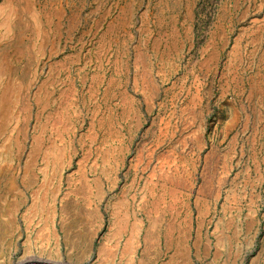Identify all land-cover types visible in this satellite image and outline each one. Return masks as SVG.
Masks as SVG:
<instances>
[{"label":"rangeland","instance_id":"obj_1","mask_svg":"<svg viewBox=\"0 0 264 264\" xmlns=\"http://www.w3.org/2000/svg\"><path fill=\"white\" fill-rule=\"evenodd\" d=\"M26 260L264 264V0H0V264Z\"/></svg>","mask_w":264,"mask_h":264},{"label":"water","instance_id":"obj_2","mask_svg":"<svg viewBox=\"0 0 264 264\" xmlns=\"http://www.w3.org/2000/svg\"><path fill=\"white\" fill-rule=\"evenodd\" d=\"M24 264H48V263H43V262H27Z\"/></svg>","mask_w":264,"mask_h":264},{"label":"bare ground","instance_id":"obj_3","mask_svg":"<svg viewBox=\"0 0 264 264\" xmlns=\"http://www.w3.org/2000/svg\"><path fill=\"white\" fill-rule=\"evenodd\" d=\"M33 259V258H32ZM29 260V259H28ZM32 260H30V262H31ZM26 262H27V260H26ZM37 262V261H36ZM23 264V263H22Z\"/></svg>","mask_w":264,"mask_h":264}]
</instances>
